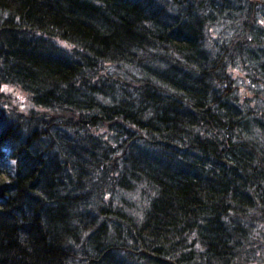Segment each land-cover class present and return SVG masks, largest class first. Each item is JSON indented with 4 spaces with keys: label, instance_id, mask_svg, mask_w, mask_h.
I'll return each mask as SVG.
<instances>
[{
    "label": "trees",
    "instance_id": "16d2710c",
    "mask_svg": "<svg viewBox=\"0 0 264 264\" xmlns=\"http://www.w3.org/2000/svg\"><path fill=\"white\" fill-rule=\"evenodd\" d=\"M0 264H264V0H0Z\"/></svg>",
    "mask_w": 264,
    "mask_h": 264
},
{
    "label": "rangeland",
    "instance_id": "374dc122",
    "mask_svg": "<svg viewBox=\"0 0 264 264\" xmlns=\"http://www.w3.org/2000/svg\"><path fill=\"white\" fill-rule=\"evenodd\" d=\"M222 34H223V29L220 26L209 28L207 31L209 46L212 45L215 41L219 40V36ZM227 35H229V31H227ZM231 78L233 80V84L239 86L238 89L235 91V95L238 97V99L241 102H243L245 100V97L249 96L252 93V90L250 89L249 85H247V83L245 82V78L243 77L241 71L237 70L233 72L231 74ZM14 93L17 97H19L21 101L26 102V96L24 93L20 92V90L18 89L14 90ZM6 170L10 174L14 173L15 163L13 160L7 161Z\"/></svg>",
    "mask_w": 264,
    "mask_h": 264
}]
</instances>
